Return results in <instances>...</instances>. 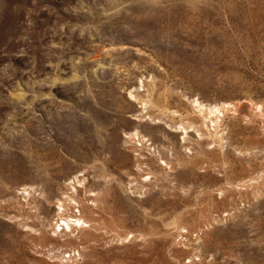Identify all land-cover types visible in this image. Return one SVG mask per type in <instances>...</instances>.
Segmentation results:
<instances>
[{
    "label": "rangeland",
    "instance_id": "rangeland-1",
    "mask_svg": "<svg viewBox=\"0 0 264 264\" xmlns=\"http://www.w3.org/2000/svg\"><path fill=\"white\" fill-rule=\"evenodd\" d=\"M0 264H264V0H0Z\"/></svg>",
    "mask_w": 264,
    "mask_h": 264
},
{
    "label": "bare ground",
    "instance_id": "bare-ground-1",
    "mask_svg": "<svg viewBox=\"0 0 264 264\" xmlns=\"http://www.w3.org/2000/svg\"><path fill=\"white\" fill-rule=\"evenodd\" d=\"M212 112H213V111H212ZM63 209H64V208H63ZM70 220L74 221V223H75V222H78V223H79V222H82V223H83V221H81V217H77V218H74V219H67V220L64 221V224L67 225V228H71V225H70V224H71L72 222H71ZM84 221H85V220H84ZM70 222H71V223H70ZM79 224H80V223H79ZM72 225H73V224H72ZM76 225H77V223H76ZM64 228H65V227H64Z\"/></svg>",
    "mask_w": 264,
    "mask_h": 264
},
{
    "label": "built area",
    "instance_id": "built-area-1",
    "mask_svg": "<svg viewBox=\"0 0 264 264\" xmlns=\"http://www.w3.org/2000/svg\"><path fill=\"white\" fill-rule=\"evenodd\" d=\"M71 254L70 253H68V256H70Z\"/></svg>",
    "mask_w": 264,
    "mask_h": 264
}]
</instances>
